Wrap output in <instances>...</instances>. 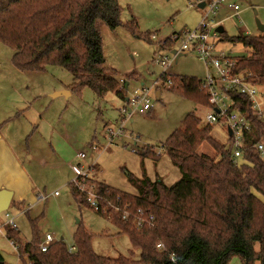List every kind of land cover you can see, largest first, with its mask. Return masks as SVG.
Wrapping results in <instances>:
<instances>
[{
	"label": "trees",
	"instance_id": "1",
	"mask_svg": "<svg viewBox=\"0 0 264 264\" xmlns=\"http://www.w3.org/2000/svg\"><path fill=\"white\" fill-rule=\"evenodd\" d=\"M121 14L120 0H0V43L13 51V65L19 71L39 72L59 66L73 75L74 92L90 88L98 97L113 92L125 103L127 89H121L119 73L106 66L102 34L103 27L115 31L124 25ZM126 27L138 37L152 41L153 34L138 32L136 20ZM230 41L251 51L249 56L239 58L237 71L252 84L264 87V34L240 32ZM159 80L164 85L170 80L171 91L200 105L209 104L208 95L196 78L163 73ZM200 122L195 113L187 115L183 128L176 130L162 146L181 173V178L171 186L146 175L138 178L129 174V182L138 191L131 194L87 178L85 183L100 197V210H95L86 194L73 182L69 184L79 206L92 208L129 237L132 250L128 256L111 258L97 254L93 249L94 235L82 223L74 234L75 252H70L64 239L42 252L37 218L30 220L33 239L29 243L22 242L19 231L6 228L7 238L18 245L21 261L229 264L239 257L242 264H264V200L258 197L264 199V158L254 150L245 154L241 163L235 162L231 148L211 135L214 126L202 127ZM254 128L258 140H264V122L255 121ZM205 143L212 146L216 158L200 152ZM142 154L155 162L162 158L151 149L144 148ZM91 170L98 173L96 167ZM125 211L131 214L129 219L123 218ZM137 214L144 218L153 216L154 227L139 228L135 223ZM160 244L164 249L158 248ZM0 264H4L1 254Z\"/></svg>",
	"mask_w": 264,
	"mask_h": 264
},
{
	"label": "rangeland",
	"instance_id": "2",
	"mask_svg": "<svg viewBox=\"0 0 264 264\" xmlns=\"http://www.w3.org/2000/svg\"><path fill=\"white\" fill-rule=\"evenodd\" d=\"M191 1L120 0L124 25L115 31L103 27L102 34L106 66L116 70L120 80L129 83V93L142 84L152 87L165 72L154 62L155 56H173L168 50H159L158 41L199 25L203 12L196 6L192 7ZM227 1L241 7L240 16L227 20L228 13L233 15V10L226 6L218 14L217 21H223L225 34H221L217 50L236 58L249 56V48L232 43L230 38L240 32L260 34L257 22L264 24V0ZM132 20L137 21L140 34H153L152 41L138 37L126 27ZM13 56V51L0 43V121H9L6 127L0 126V137L6 132L17 139L34 184L33 201L27 204L36 203L39 195L45 197L28 215L17 216L14 207L9 208L8 213L16 218L22 242L29 243L33 239L31 219L38 218L42 241L47 231L58 241L64 239L68 245L73 244L74 234L82 223L94 235L93 249L97 254L111 258L128 256L132 250L129 237L121 234L110 220L90 207L79 206L74 200L69 185L77 178L73 167L82 164L88 168L96 163L98 173L91 180L131 194L138 191L129 182V174L138 178L146 175L153 181L159 179L173 185L181 178V173L162 146L176 130L183 128L186 116L191 113H195L204 127L202 121L209 110L195 100L171 91L160 81L151 94L153 109L146 113L136 110L125 120L128 115L121 113L125 103L116 93L98 97L90 88L74 92V77L64 68L49 66L44 71L22 72L14 67ZM166 73L201 81L206 77L207 69L197 54L190 52L181 56ZM259 87L264 91L263 86ZM60 91H71V95L53 97ZM157 92L161 94L159 100ZM124 120L126 133L104 150L108 146L106 129L118 128ZM211 135L217 142L227 145V132L222 124H216ZM92 144L102 150L96 152L91 148ZM144 148L157 153L160 151L161 160L155 162L144 157ZM200 152L217 157L207 143ZM79 153L87 154L82 163L77 159ZM242 161L238 160L239 163ZM84 184L82 192H92L93 187ZM56 192L59 195L56 196ZM115 211L118 212L117 209ZM5 214L0 215V227L6 222ZM6 231L5 227L0 233V254L4 264H24ZM229 264H242V261L235 257Z\"/></svg>",
	"mask_w": 264,
	"mask_h": 264
},
{
	"label": "built area",
	"instance_id": "3",
	"mask_svg": "<svg viewBox=\"0 0 264 264\" xmlns=\"http://www.w3.org/2000/svg\"><path fill=\"white\" fill-rule=\"evenodd\" d=\"M202 3H205V7L201 9L199 6ZM191 6H196L203 12L199 25L195 29L174 33L169 39L167 38L161 42L158 41V49L170 51L173 57L158 55L155 56L154 62L164 69L165 72L163 73H166L169 67L178 62L181 56L187 55L190 52L196 53L198 59L205 64L207 69V75L201 80V83L202 88L208 95L209 104L206 108L209 112L202 123H204V126L223 125V128L227 132V146L231 148V156L235 162L242 159L248 152L254 150L259 151L263 156L264 140H258L254 122H264V91L260 89L259 85L252 84L246 76L237 71L239 58L217 50L222 38L218 30L222 27L223 23V21H217L218 14L226 6L230 10H233V15L228 14L227 20L237 18L240 16L241 7L238 4L228 3L227 0H192ZM169 43L170 45L166 47ZM120 82L122 84L121 89L126 87L128 95L130 85L127 88V83L124 80H120ZM158 83H155L152 87L142 84V86L134 88L132 93H129L127 102H125V106L121 110L122 114L128 115L127 118L125 117V120H128L136 110L146 113L153 109L151 94L153 89L158 86ZM163 86H169L170 88L172 82L169 80ZM125 120L118 128L106 129L108 146L104 150H107L115 139L120 138L126 133L124 131ZM91 148L96 152L102 150L95 146V144H92ZM158 154H161V152L159 151ZM86 158L87 154L85 153H79L77 156V159L81 163ZM96 165L94 163L92 166L85 168L84 165L78 164V166L73 167L75 168L77 178L72 182L81 191L82 186L85 187V180L87 178H94L95 174L91 169L96 167ZM91 191L83 190L88 196L87 199L92 208L100 210V197L95 193L93 188ZM55 195L57 196L59 193L56 192ZM40 200H45V197L40 196ZM117 210L119 211V209ZM103 212L107 213V209L104 208ZM139 213H142L141 210ZM5 216V226L19 231L15 218L11 217L8 211ZM130 217L131 214L128 211L123 213L124 219H129ZM154 221L155 218L153 216L144 218L137 214L135 217V223L139 228H143L144 226L154 227ZM2 228L0 227V233L2 232ZM57 241L53 234L46 232L40 244L41 251L47 252ZM11 243L18 251V245L14 241H11ZM158 248L164 249L162 244L158 245ZM69 250L70 252H75L76 247L73 244L69 245ZM171 260L175 261L174 257H171Z\"/></svg>",
	"mask_w": 264,
	"mask_h": 264
},
{
	"label": "crops",
	"instance_id": "4",
	"mask_svg": "<svg viewBox=\"0 0 264 264\" xmlns=\"http://www.w3.org/2000/svg\"><path fill=\"white\" fill-rule=\"evenodd\" d=\"M8 122V120L0 121V126L2 125L3 127H6ZM3 127L1 131H3ZM16 140L17 139L14 135L6 132L5 134L3 132L0 137V190L13 192L11 206L14 207V210L18 213L17 216H19L30 214L32 208L36 206L37 203H41L44 200H40L41 195H39L36 203L27 204L33 201L32 195L34 189L32 185L34 184L32 178L29 176L28 168L22 159L23 155L20 152V147ZM3 226V228H7L5 224Z\"/></svg>",
	"mask_w": 264,
	"mask_h": 264
},
{
	"label": "water",
	"instance_id": "5",
	"mask_svg": "<svg viewBox=\"0 0 264 264\" xmlns=\"http://www.w3.org/2000/svg\"><path fill=\"white\" fill-rule=\"evenodd\" d=\"M201 9L205 7V3L200 4L199 6ZM258 25V29L260 31L261 34H264V24L261 23L260 21L257 22ZM221 34H223L225 32L224 28L221 27L218 30ZM129 86V83H127V88ZM60 95H65V96H70L71 92L70 91H60V92H56L53 97H58ZM161 97L160 93H157V99L159 100ZM12 199H13V192L8 191V190H0V215L4 212H7L11 206L12 203Z\"/></svg>",
	"mask_w": 264,
	"mask_h": 264
}]
</instances>
